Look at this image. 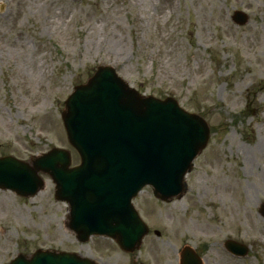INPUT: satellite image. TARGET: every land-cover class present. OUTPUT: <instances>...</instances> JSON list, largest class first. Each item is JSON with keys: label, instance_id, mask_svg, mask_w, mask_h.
Returning <instances> with one entry per match:
<instances>
[{"label": "rangeland", "instance_id": "rangeland-1", "mask_svg": "<svg viewBox=\"0 0 264 264\" xmlns=\"http://www.w3.org/2000/svg\"><path fill=\"white\" fill-rule=\"evenodd\" d=\"M99 65L206 120L209 140L184 177L188 190L161 202L145 186L132 201L148 230L126 252L106 237L78 241L49 175L30 197L0 188V264L38 248L95 264H152L148 245L169 251L158 264H179L184 245L203 264H264V0H0V156L29 160L58 146L78 163L60 113ZM226 239L247 255L229 253Z\"/></svg>", "mask_w": 264, "mask_h": 264}, {"label": "water", "instance_id": "water-1", "mask_svg": "<svg viewBox=\"0 0 264 264\" xmlns=\"http://www.w3.org/2000/svg\"><path fill=\"white\" fill-rule=\"evenodd\" d=\"M234 21L245 23L236 11ZM61 119L68 142L80 155L70 167L68 150L53 147L28 161L0 157V187L24 197L44 187L39 173L55 184V200L69 205L66 225L85 242L91 235L114 239L124 251L138 248L147 227L131 199L146 184L168 201L187 189L183 179L192 160L206 146L210 130L202 116L184 110L172 97L140 94L113 67L98 66L86 82L75 85L64 101ZM264 214V203L261 205ZM227 249L245 255L234 241ZM9 264H95L76 253L37 249L19 254ZM180 264H201L185 246Z\"/></svg>", "mask_w": 264, "mask_h": 264}, {"label": "bare ground", "instance_id": "bare-ground-1", "mask_svg": "<svg viewBox=\"0 0 264 264\" xmlns=\"http://www.w3.org/2000/svg\"><path fill=\"white\" fill-rule=\"evenodd\" d=\"M171 208H175V206L174 205H172V206H170ZM170 210V208H168L167 209V211H169ZM156 218L158 219V220H160L161 222H162V216H161V214L160 213H156ZM181 223L184 225V226H186L187 225V222L185 221V220H181ZM152 242H150V244H151ZM157 248L158 247H155V248H152L150 245H148V247H147V249L145 250V252L148 254V255H150L151 256V262H152V264H158L159 263V260H158V258H159V256L160 255H168V254H170L169 253V251L168 250H165V249H163L162 247H159L158 248V250H157Z\"/></svg>", "mask_w": 264, "mask_h": 264}]
</instances>
